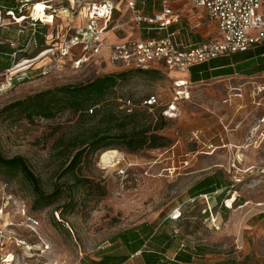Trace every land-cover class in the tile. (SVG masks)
Returning <instances> with one entry per match:
<instances>
[{
	"label": "rangeland",
	"instance_id": "1",
	"mask_svg": "<svg viewBox=\"0 0 264 264\" xmlns=\"http://www.w3.org/2000/svg\"><path fill=\"white\" fill-rule=\"evenodd\" d=\"M16 1L21 15L0 9V45L16 48L12 66L0 69V152L23 156L45 194L57 190L50 203L35 207V194L23 175L16 170L4 173L0 167V179L14 200L3 222L18 221L14 202L21 200L40 221L37 234L22 226L5 230L27 242L49 245V250L34 248L29 255L16 250L19 261L24 257L28 264H88L106 253H127L118 234L146 222L172 237L169 258L184 245L206 263L230 258L235 264H264V70L191 80L190 97L175 118L161 121L160 106L138 108L141 124H162L156 130L161 136L158 146L134 152L111 145L84 154L75 173L65 172L76 151L74 142L104 124L100 116L65 109L49 119L28 121L4 107L38 91L119 68L100 55L73 68L69 57L35 56L38 49L28 50L26 40L34 32L31 13L43 21L38 20L45 27V45L56 47L84 22V7L92 0ZM152 4L149 10L159 8ZM174 9L196 41L217 34L203 9L181 2ZM113 17L122 24L130 22L131 14L116 11ZM135 30L121 25L108 41L126 38L131 31L137 35ZM173 74L131 72L108 93L104 110L116 111V97L137 104L156 94L164 103ZM210 144L214 148H208ZM208 175L221 181V188L191 197L188 189ZM76 177L83 180L76 182ZM124 264L142 262L131 255Z\"/></svg>",
	"mask_w": 264,
	"mask_h": 264
},
{
	"label": "built area",
	"instance_id": "2",
	"mask_svg": "<svg viewBox=\"0 0 264 264\" xmlns=\"http://www.w3.org/2000/svg\"><path fill=\"white\" fill-rule=\"evenodd\" d=\"M173 1L152 0V5L159 6L152 10L147 7V0L89 1L84 7V22L59 45L45 46L39 53L49 57H69L73 68L100 55L109 66L119 68L117 70L173 72L171 92L164 103L156 94L145 96L137 104L128 97L117 98V107L123 113H131L137 107L151 109L160 106V114L173 119L190 97L192 66L230 56L264 42V0H187L192 6L205 11L217 33L214 37L197 41L192 40L188 31L180 26ZM116 11H129L130 22H115L113 15ZM30 16L33 26L36 21L42 20L33 17L32 13ZM172 24H177V27L170 30ZM121 25L128 26L130 30L136 29L137 35L108 41V37L121 29ZM208 148L214 147L210 144ZM10 200L14 201L7 184L0 180V264H28L23 261L24 257L19 261L16 250L27 251L29 255L34 248L41 253L49 250V245L43 240L40 244L27 242L11 229L5 230L8 225L22 226L37 234L36 228L40 225L39 219L22 200L14 202L18 221L3 222ZM55 216L58 218V215ZM171 217H177V213ZM212 227L219 228L214 221ZM49 264L58 263L52 261Z\"/></svg>",
	"mask_w": 264,
	"mask_h": 264
},
{
	"label": "trees",
	"instance_id": "3",
	"mask_svg": "<svg viewBox=\"0 0 264 264\" xmlns=\"http://www.w3.org/2000/svg\"><path fill=\"white\" fill-rule=\"evenodd\" d=\"M18 4L19 2L16 0H0V9L5 12L11 11L19 16L21 14L18 12ZM151 4L152 0H147L148 8H150ZM35 23L34 32L28 35L26 44H29L28 50L38 49L36 56L45 48L46 36L45 27L42 28L39 21ZM35 27H41L42 29L37 30ZM176 27L177 24H172L169 29L173 30ZM15 50L16 48L12 49L0 45V69H8L12 66L15 59L13 56ZM259 70H264V42L256 44L245 51L230 56L217 57L208 62L192 66L190 68V80L198 81L207 79L210 76L230 74L236 71L251 74ZM136 71L146 74L159 72L155 70L105 72L95 75L84 82L67 83L38 91L23 99L7 104L4 109L9 110V113L14 111L17 113L18 118H25L28 121H32L35 117L49 119L65 109H69L79 116L99 115L100 120L104 124L91 130L89 135L80 138L78 143L74 142L73 144L76 151L66 165L65 172L75 173L84 154L95 153L101 148H107L111 145H123L128 150L135 152L142 148H153L159 145L157 141L161 139V136L156 133V130L161 129L163 126L161 123H153L147 126L141 124L137 111L141 107L135 108L131 113H123L117 107L118 97H116V111L111 109L104 110L103 104L107 100L108 93L128 74ZM158 115L161 121L167 119L159 111ZM0 167L4 173L9 174L16 170L23 175L35 194V207L42 203H50L57 194V190L49 194H45L41 190L39 180L21 155L5 157L0 152ZM0 180L3 181L2 179ZM75 180L76 182H81L83 179L76 177ZM221 186V181L216 180L213 175H208L193 184L188 189V193L191 197L199 194H210L217 192ZM56 212L59 213L60 211ZM57 220L63 222L59 217ZM118 238L126 247L127 253H106L99 259H92L88 264H121L137 251H140V257L144 264H235L236 262L230 258L213 263L198 261L197 253L184 245L179 247L173 256L169 258L166 255V251L172 246V237L163 229H154L146 222L120 232Z\"/></svg>",
	"mask_w": 264,
	"mask_h": 264
},
{
	"label": "crops",
	"instance_id": "4",
	"mask_svg": "<svg viewBox=\"0 0 264 264\" xmlns=\"http://www.w3.org/2000/svg\"><path fill=\"white\" fill-rule=\"evenodd\" d=\"M182 3L183 4V6H186V4L187 3H189V1H187V0H174L173 1V6L175 7V5H178L179 3ZM181 24V23H180ZM181 26V25H180ZM129 29V28H128ZM130 30V29H129ZM134 32V31H133ZM136 36V33L134 32V33H132V31H131V33H128V36H126V37H135ZM194 36H195V34L191 37V35H190V37H191V39L192 40H195L196 38H194ZM112 37V36H111ZM133 256H137L138 258H140V260H141V262H142V259H141V257H140V251H137V252H135L134 254H132ZM131 256V255H130ZM129 256V257H130ZM129 259V258H128ZM127 259V260H128ZM127 260H125L123 263H121V264H124V263H126V261ZM58 263V262H57ZM58 264H60V263H58ZM142 264H144L143 262H142Z\"/></svg>",
	"mask_w": 264,
	"mask_h": 264
}]
</instances>
